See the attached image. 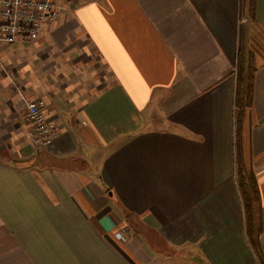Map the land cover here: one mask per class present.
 Instances as JSON below:
<instances>
[{"label": "crops", "instance_id": "crops-1", "mask_svg": "<svg viewBox=\"0 0 264 264\" xmlns=\"http://www.w3.org/2000/svg\"><path fill=\"white\" fill-rule=\"evenodd\" d=\"M242 1L63 0L38 38L0 41V264H264V0ZM37 98L59 131L43 146Z\"/></svg>", "mask_w": 264, "mask_h": 264}, {"label": "built area", "instance_id": "built-area-1", "mask_svg": "<svg viewBox=\"0 0 264 264\" xmlns=\"http://www.w3.org/2000/svg\"><path fill=\"white\" fill-rule=\"evenodd\" d=\"M64 9L63 0H0V41L14 42L20 36L36 39ZM247 20L241 17L240 21ZM26 109L33 143L43 146L52 142L59 131L57 124L48 118L45 100L28 101Z\"/></svg>", "mask_w": 264, "mask_h": 264}, {"label": "trees", "instance_id": "trees-1", "mask_svg": "<svg viewBox=\"0 0 264 264\" xmlns=\"http://www.w3.org/2000/svg\"><path fill=\"white\" fill-rule=\"evenodd\" d=\"M245 1L241 3V15H243ZM256 9V0H249V12L252 15ZM236 108L238 122L242 119L245 109L250 106L254 88L256 66L253 56H246L242 51L238 55L236 64ZM240 152L236 155V174L239 189L242 195L247 233L251 243L258 247V238L262 229L261 205L258 194V186L255 174L247 170L243 164Z\"/></svg>", "mask_w": 264, "mask_h": 264}]
</instances>
